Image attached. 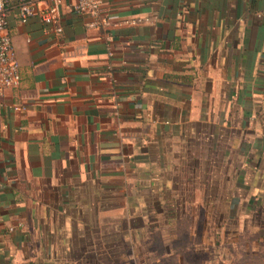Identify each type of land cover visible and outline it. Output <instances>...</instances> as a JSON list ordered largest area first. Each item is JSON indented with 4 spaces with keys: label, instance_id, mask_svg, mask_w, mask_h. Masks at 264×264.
<instances>
[{
    "label": "crops",
    "instance_id": "0c3cea01",
    "mask_svg": "<svg viewBox=\"0 0 264 264\" xmlns=\"http://www.w3.org/2000/svg\"><path fill=\"white\" fill-rule=\"evenodd\" d=\"M17 1L6 22L20 79L0 98V264H85L121 196L193 186L251 196L263 213L264 0H107L109 28L88 27L70 0L50 26L22 24Z\"/></svg>",
    "mask_w": 264,
    "mask_h": 264
},
{
    "label": "rangeland",
    "instance_id": "374dc122",
    "mask_svg": "<svg viewBox=\"0 0 264 264\" xmlns=\"http://www.w3.org/2000/svg\"><path fill=\"white\" fill-rule=\"evenodd\" d=\"M194 191L119 197L117 223L103 222L85 264H264V211L251 196Z\"/></svg>",
    "mask_w": 264,
    "mask_h": 264
},
{
    "label": "built area",
    "instance_id": "2783aa9c",
    "mask_svg": "<svg viewBox=\"0 0 264 264\" xmlns=\"http://www.w3.org/2000/svg\"><path fill=\"white\" fill-rule=\"evenodd\" d=\"M43 0H18L16 16L24 24L32 17H37L40 22L50 26L56 22L57 8L63 0H49L50 5L44 10H37L36 6ZM107 0H70L69 9L73 14H87L91 18L90 28H109L111 23L104 16L102 6ZM9 0H0V98L5 90L14 88L19 83L18 65L15 60L10 37L7 32L6 8ZM57 30V29H56ZM58 31V30H57ZM110 55V52H107ZM13 111H24V108L12 107Z\"/></svg>",
    "mask_w": 264,
    "mask_h": 264
}]
</instances>
